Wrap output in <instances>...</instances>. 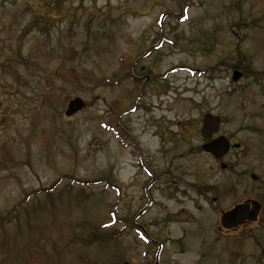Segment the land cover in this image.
<instances>
[{
	"label": "rangeland",
	"instance_id": "rangeland-1",
	"mask_svg": "<svg viewBox=\"0 0 264 264\" xmlns=\"http://www.w3.org/2000/svg\"><path fill=\"white\" fill-rule=\"evenodd\" d=\"M263 185L264 0H0V264H264Z\"/></svg>",
	"mask_w": 264,
	"mask_h": 264
},
{
	"label": "water",
	"instance_id": "water-1",
	"mask_svg": "<svg viewBox=\"0 0 264 264\" xmlns=\"http://www.w3.org/2000/svg\"><path fill=\"white\" fill-rule=\"evenodd\" d=\"M242 77V73L239 71H235L233 74V81H238ZM85 107V101L76 97L68 103L66 115L72 116L77 112L81 111ZM221 124V118L219 116H215L213 114H206L203 118V126L201 133L205 138H211L214 134L219 131V127ZM239 145H234L233 148H237ZM204 150L213 154L216 158L222 159L230 150V142L229 140L221 136L211 143L204 146ZM222 168H225V164L223 163ZM253 179H257L256 175H252ZM252 205V210L249 211L250 206ZM261 209V205L257 201H252L251 204L246 202L244 204L236 206L234 209L226 212L222 216V224L225 228L236 227L240 224H243L246 219L250 221L256 220L258 213Z\"/></svg>",
	"mask_w": 264,
	"mask_h": 264
},
{
	"label": "flooded vegetation",
	"instance_id": "flooded-vegetation-1",
	"mask_svg": "<svg viewBox=\"0 0 264 264\" xmlns=\"http://www.w3.org/2000/svg\"><path fill=\"white\" fill-rule=\"evenodd\" d=\"M186 128V127H185ZM219 135H221V128H220V134ZM216 136H218V135H216ZM216 136H214V138L216 137ZM203 139V138H202ZM203 143H202V145L200 146L201 148H202V150H203V145H204V143H206L207 141L206 140H204L203 139ZM199 147V148H200ZM210 156H211V154H209ZM215 161H217V162H219V163H221V161L220 160H217V159H215L213 156H211ZM221 165V164H220ZM189 187L187 188L190 192H195L199 197H201V198H204L205 200H207V195L209 194V193H211V191H213V190H211L210 189V186L209 185H197V184H195V185H193V184H190V185H188ZM221 191V190H220ZM262 192H264V189H262ZM220 196H221V193H220ZM217 197V196H216ZM216 197H214L213 198V200L214 201H216L217 199H218V197L216 198ZM247 200H249V199H245L243 202H245V201H247ZM208 201V200H207ZM263 206V205H262ZM200 208V207H199ZM219 213H221V210H219L218 211ZM264 212V208L262 207L261 208V211H260V215L258 216V221L257 222H255V223H251V222H248V221H246L243 225H241V226H237L236 228H232V229H223L222 227H221V231L222 230H225V231H235V230H238L239 228H243V227H246V226H248V225H250V224H259V227L261 226V224H262V219L264 218V216H262L261 214ZM158 264V263H157Z\"/></svg>",
	"mask_w": 264,
	"mask_h": 264
},
{
	"label": "trees",
	"instance_id": "trees-1",
	"mask_svg": "<svg viewBox=\"0 0 264 264\" xmlns=\"http://www.w3.org/2000/svg\"><path fill=\"white\" fill-rule=\"evenodd\" d=\"M243 60H245L243 58ZM234 68L236 69H242L243 72L245 73V75L248 77H259L261 75V72H258V71H254L253 69H251L250 67V63L247 62L245 66L241 67L240 64L238 66H235ZM259 80V78H258ZM60 104L64 105L66 103V101L64 99L60 100L59 101Z\"/></svg>",
	"mask_w": 264,
	"mask_h": 264
}]
</instances>
